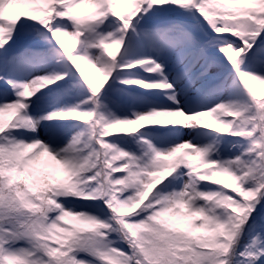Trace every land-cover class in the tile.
<instances>
[{"label": "snow or ice", "instance_id": "6c2138e0", "mask_svg": "<svg viewBox=\"0 0 264 264\" xmlns=\"http://www.w3.org/2000/svg\"><path fill=\"white\" fill-rule=\"evenodd\" d=\"M0 264H264V0H0Z\"/></svg>", "mask_w": 264, "mask_h": 264}]
</instances>
